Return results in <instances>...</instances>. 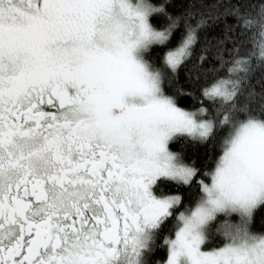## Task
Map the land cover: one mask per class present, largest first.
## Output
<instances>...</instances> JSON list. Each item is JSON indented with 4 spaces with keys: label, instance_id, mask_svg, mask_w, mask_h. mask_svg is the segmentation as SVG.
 <instances>
[{
    "label": "snow or ice",
    "instance_id": "snow-or-ice-1",
    "mask_svg": "<svg viewBox=\"0 0 264 264\" xmlns=\"http://www.w3.org/2000/svg\"><path fill=\"white\" fill-rule=\"evenodd\" d=\"M0 264H264V0H0Z\"/></svg>",
    "mask_w": 264,
    "mask_h": 264
},
{
    "label": "trees",
    "instance_id": "trees-1",
    "mask_svg": "<svg viewBox=\"0 0 264 264\" xmlns=\"http://www.w3.org/2000/svg\"><path fill=\"white\" fill-rule=\"evenodd\" d=\"M174 150H178V149H174Z\"/></svg>",
    "mask_w": 264,
    "mask_h": 264
}]
</instances>
